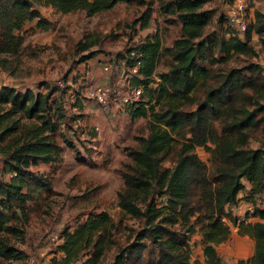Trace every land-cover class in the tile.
<instances>
[{
    "label": "trees",
    "instance_id": "16d2710c",
    "mask_svg": "<svg viewBox=\"0 0 264 264\" xmlns=\"http://www.w3.org/2000/svg\"><path fill=\"white\" fill-rule=\"evenodd\" d=\"M139 1L0 0V69L14 73L25 43L22 32L29 24L49 29L39 6L92 17ZM210 2L165 0L161 12L177 19L180 37L166 47L158 33L149 35L119 54L127 76L138 69L127 78L129 90H143L140 100L126 105L127 112L132 120L152 117L148 136L138 138L137 147L127 152L130 165L125 166L124 187L118 193L122 214L138 221L139 228L122 242V220L92 213L61 231L60 264H107L109 257L110 264H191V240L198 233L204 264H226L217 247L232 235L228 222L256 242L252 259L237 264H264V210L255 209L259 221L252 225L239 224L231 210L241 194L254 206L264 197V67L252 61L228 64L235 57L257 56L254 34L264 49V13L256 10L253 21L248 16L243 38L230 27L226 14L220 16L227 38L219 30L207 32L216 15L208 8ZM149 20L135 24L141 22L145 29ZM96 45L89 42L81 52ZM94 56L89 52L81 62ZM163 57L169 59V69L158 74ZM65 103L64 92L46 83L38 90L0 87L2 263L29 264L30 255L19 245L26 241L33 215L54 195L53 181L64 164L65 149L75 147L69 137L75 118L68 116ZM72 108L85 118L80 97ZM253 141L258 148L250 146ZM198 148L210 154L209 164L200 159ZM168 162L172 166H166ZM43 165L50 166L48 173L39 170Z\"/></svg>",
    "mask_w": 264,
    "mask_h": 264
},
{
    "label": "rangeland",
    "instance_id": "374dc122",
    "mask_svg": "<svg viewBox=\"0 0 264 264\" xmlns=\"http://www.w3.org/2000/svg\"><path fill=\"white\" fill-rule=\"evenodd\" d=\"M229 1L211 0L208 4V8L216 10V15L207 32L219 30L221 35L228 38L225 19L222 24L218 19L220 16L225 18L231 5ZM245 1L248 15L251 12L253 19L256 10L264 13L263 0H252V3L249 0ZM164 2L165 0H140L130 4H119L108 12L92 17L87 16L83 11L64 15L50 7L39 6L38 9L44 20L49 23V29H36L35 23L29 24L22 32L25 43L21 62L14 73L0 69V87L13 86L20 91L38 90L41 83H46L63 91L67 114L75 118L74 131H69V137L75 147L65 149L64 164L53 181L54 195L44 203L38 214L33 215L27 229L26 241L19 245L27 256L37 257L41 264H60L58 253L61 242L45 245V240L53 234L59 236L65 227L74 228L92 213H106L116 222L122 220L119 236L122 242L125 241L126 236L139 228L138 221L122 214L118 204V193L124 187L122 173L126 171L125 166L130 165L127 152L137 147L138 138L148 136L147 124L152 117L132 120L123 107L124 112L119 109V118L113 119L115 129L107 124L104 132L102 131L104 139L100 141L92 137V132L85 134V126L77 122L78 119H82L84 124V118L77 117V110L72 108L74 102L71 101L78 96L77 92L83 91L80 96L85 98V94L96 86L116 88L121 94H126L129 91V82L119 54L139 44L147 36L157 33L166 47L174 44L180 37V23L175 17L161 12ZM148 17L150 19L148 28L143 29L141 22L135 24ZM258 41V36L254 34L251 43L257 52L256 57H235L228 64L242 66L252 61L264 67V49ZM89 42H96L98 45L88 52H81V46H86ZM89 52L95 53V56L86 62H81L82 57ZM13 62L16 61L8 65L10 70L16 64ZM169 62L167 57L162 58L158 66V74L168 71ZM97 68L99 70L95 75L92 72ZM103 76H107V84L94 82ZM94 105L103 110L96 102ZM124 105L126 107L127 104ZM112 108L113 106H110L104 112ZM106 142H109V145H106ZM103 143L105 144L102 146ZM250 146L258 148L259 144L253 141ZM197 153L204 163L209 164L210 154L204 148H198ZM166 166L170 167L172 164L168 162ZM2 169L0 157V180ZM49 171L50 167L41 172ZM257 219L259 220L253 216L248 225L256 223ZM236 228L240 230V226L233 224L230 239L217 247L222 261L228 264H237L240 260L250 261L255 252L256 242L241 236ZM191 247V264H204L201 234L198 233L192 238ZM111 262L112 259L109 257L107 264ZM0 264H26V261L0 262Z\"/></svg>",
    "mask_w": 264,
    "mask_h": 264
},
{
    "label": "built area",
    "instance_id": "2783aa9c",
    "mask_svg": "<svg viewBox=\"0 0 264 264\" xmlns=\"http://www.w3.org/2000/svg\"><path fill=\"white\" fill-rule=\"evenodd\" d=\"M247 13L248 6L245 0H232V4L226 12L227 20L230 27L235 30L241 38L246 35L248 30L249 18ZM137 71L138 69L137 67H135L134 69L130 70V74H136ZM130 74L126 77V79L130 77ZM142 93V88L129 90L125 95H123L116 88H111L107 86H96L95 88L89 91L88 98L96 102L103 109V111H106L110 106L118 104L120 100H122L124 104L137 102L138 100H140ZM77 122L81 126L84 125L82 119H78ZM96 131L99 132V129L96 128ZM254 211V209L248 210V212L243 217L241 223H250L252 217L254 216ZM59 242H61L59 236L53 234L45 240L44 244L50 245L52 243ZM29 264H41V261L37 257L30 256Z\"/></svg>",
    "mask_w": 264,
    "mask_h": 264
},
{
    "label": "crops",
    "instance_id": "0c3cea01",
    "mask_svg": "<svg viewBox=\"0 0 264 264\" xmlns=\"http://www.w3.org/2000/svg\"><path fill=\"white\" fill-rule=\"evenodd\" d=\"M248 16H249V18L251 20L253 19L251 12H250V15H248ZM98 70L99 69L97 68L95 70V72H92V73L96 75V73L98 72ZM96 79H98V77ZM94 82L95 83L99 82V84H107L108 78H107V76H103L98 81H94ZM123 95H125V94H123ZM87 96H88V93L85 94V98L83 97L84 99L81 98L80 95L79 96H75L74 97V100H72L71 102L73 103L77 99V97H80L82 99L83 105H84L83 113L85 114V118H84V126H85L84 128L86 130V133L85 134H88L89 132H92V136L94 134H96V138H94V139L95 140L96 139L100 140V139L103 138L102 131L104 132V129L106 128V125L107 124L108 125H111L110 128L112 127V128L115 129V127H114V120L113 119L119 118L118 117L119 116L118 115L119 112L120 111H123L124 112V110H122V109H123V107L126 109V107L123 104L122 100H120L119 103L116 104V105H114L113 108L110 111L104 112L103 110H101L97 106H95L94 105V102L92 100L88 99ZM119 109H121V110L119 111ZM94 128L95 129L98 128L99 129V132H97ZM104 144L105 143H103L102 146ZM106 145H109V142H106ZM47 167L49 168L50 166L43 165V166H41L39 168V170L40 171L48 170ZM246 187L249 188V185L247 183H246ZM244 196H246V194L245 195L244 194H241L239 196V198H240L241 201H239V203L236 206H233L231 208L232 213H233V216L239 220V224L242 222V219L245 216V214L248 212V210H250V209H254V210L255 209L264 210V197L258 203L257 206H254L253 203L246 201L244 199ZM257 221H259V220L257 219ZM228 223L230 224V226L233 225V223H231V222H228ZM235 230L238 231L239 229L236 228ZM245 238H249V240L251 242H253V239L250 236L245 235ZM61 256H62V253H58V257L60 258ZM226 264H228V263H226Z\"/></svg>",
    "mask_w": 264,
    "mask_h": 264
}]
</instances>
